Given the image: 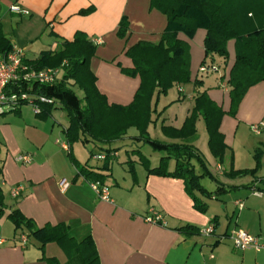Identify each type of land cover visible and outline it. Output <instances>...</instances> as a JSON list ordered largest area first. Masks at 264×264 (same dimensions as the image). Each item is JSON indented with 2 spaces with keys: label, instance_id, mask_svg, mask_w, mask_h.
Listing matches in <instances>:
<instances>
[{
  "label": "crops",
  "instance_id": "obj_1",
  "mask_svg": "<svg viewBox=\"0 0 264 264\" xmlns=\"http://www.w3.org/2000/svg\"><path fill=\"white\" fill-rule=\"evenodd\" d=\"M150 4L151 0H0V24L13 47L23 50L27 60L37 59L44 51H56L64 41H72L78 32L85 33L97 47L90 69L97 77L98 90L106 96L109 105L128 106L134 100L141 79L126 72L134 68L126 52L140 41L158 44L168 24L167 16L152 9ZM12 6H19L29 14H15L11 12ZM123 18L129 21L126 38L118 35ZM206 35L204 29H199L193 38L179 33V38L190 45L192 82L182 87L184 92L174 86L167 95L154 98L153 122L148 131L153 140L152 129L156 136L162 135L159 142L182 143L161 133L160 127L181 129L193 111L196 95L205 91L225 112L220 131L228 146L227 157L221 163L209 147L204 150L197 146L198 125L205 124L202 118L197 122V135L191 145L206 170L214 176V182L226 188L225 181L220 180L222 174L231 168L239 170L243 163L255 164V150L264 148V139L251 143L245 136L247 129L253 132L252 127L259 124H263L261 133H253L264 136V82L251 87L235 116L230 115L228 80L236 61L235 41L227 44V60L215 56V64L222 73L215 83H207L199 73L205 59ZM30 55H34L32 59L28 58ZM217 58L221 64L216 62ZM197 78L203 81L198 89L194 85ZM79 91L82 98L84 93ZM57 101L46 118L34 112L25 113L23 108L18 113L0 115V188L6 205L4 217H0V264H47L44 257L80 264L79 258L71 259L69 251L56 242L42 248L41 242L28 238V243L21 245L19 238L24 232H17L7 218L15 209L41 229L64 224L74 242L80 243L91 236L100 264H264V250H237L229 238L233 230L239 229L264 243V195L236 199L234 210L229 213L227 206L222 205V210L227 211L223 216L213 206V201H219L225 191L211 200L197 193L208 207L206 213H201L194 208L184 180L148 173L140 160L141 150L135 146L142 144L136 139L139 132H133L135 128L114 143L90 141L70 146L66 136L69 117ZM207 135L209 140L208 132ZM107 149L113 151V155L110 170L105 171L101 169L105 161L93 157ZM155 152L166 156L164 152ZM20 155H29L32 161L19 163L16 159ZM114 161L120 164V171L124 170L122 175L115 173ZM148 161L151 168H156L161 160L158 166ZM214 162L215 175L210 171ZM192 163L196 173L202 175L204 171L200 170L204 168L194 160ZM82 167L106 176L104 184L110 188L111 201L99 198L91 186L96 181L81 175ZM176 167L177 161L171 159L168 171L173 172ZM18 185L23 192L16 199L11 191ZM259 187L258 182H253L248 188L254 191ZM237 202L244 203L243 209ZM153 209L162 214L165 226L147 221ZM215 217L218 225L212 235L190 236L179 231L185 225H193L202 232L213 224Z\"/></svg>",
  "mask_w": 264,
  "mask_h": 264
},
{
  "label": "trees",
  "instance_id": "obj_2",
  "mask_svg": "<svg viewBox=\"0 0 264 264\" xmlns=\"http://www.w3.org/2000/svg\"><path fill=\"white\" fill-rule=\"evenodd\" d=\"M150 5L152 9L167 16L168 24L158 44L140 41L126 52L134 64V68L126 72L141 79L134 100L128 106L109 105L106 96L98 90L97 77L90 69V60L96 54L97 47L83 32H78L72 41L61 43L58 50L44 51L37 59L26 61L38 70L61 67L64 70L57 84L41 87L39 93L58 99L62 109L67 112L69 127L66 136L70 146L77 142L85 144L90 141L100 144L114 143L123 139L130 129L135 128L139 132L136 137L139 142L151 145L155 151L166 153L156 168H151L149 161L141 155L140 160L148 169V173L184 180L186 192L192 198L194 208L206 213L207 204L197 193L212 198L220 195L222 191L227 192L228 189L220 185L216 192H210L201 184L205 176L212 180L215 178L206 170L202 158L195 153L196 150L191 144L197 135V122L202 118L209 134V148L213 156L223 163L227 157L228 146L225 144L224 134L220 131V125L225 112L205 91L198 93L193 111L181 129L162 127L167 136L182 143L165 144L153 140L148 131L153 122V101L155 97L167 95L174 86L182 88L192 82L190 45L179 38V33L193 38L199 29H204L207 35L205 59L202 64L219 68L215 64V56L227 60V44L231 40L235 41L236 61L228 80L231 88L229 114L235 116L247 91L264 82V0H151ZM128 31L129 21L123 18L119 26V37L126 38ZM12 49L13 45L3 33L0 24V54H7ZM209 59L212 60L210 64ZM194 85L198 89L202 87L203 81L197 78ZM75 86L84 93L82 98L77 95ZM41 109L39 116L46 118V115L51 114L53 106L42 105ZM18 112L19 110L14 113ZM105 153L107 157L101 169L108 171L113 151L107 149ZM171 159L177 161L173 172L168 171ZM254 159L259 166L264 165V148L255 150ZM193 160L198 161L204 168L202 175L196 173ZM256 170L240 171L231 168L226 175L237 177L255 174ZM80 173L102 184L106 179L104 174L88 167H82ZM1 175L0 166V177ZM255 182L260 184L258 189L264 192V177ZM5 210V197L0 188V217H4ZM7 218L14 224L17 232L21 230L28 238L41 242L42 248L47 243L56 242L69 251L71 259L79 258L80 264H100L91 236L80 243L74 242L68 236V228L64 224L41 229L19 209L11 211ZM212 223L216 227L218 218L215 217ZM179 231L190 236L201 233L193 225H185ZM44 260L47 264H72L71 261L61 263L56 258L44 257Z\"/></svg>",
  "mask_w": 264,
  "mask_h": 264
},
{
  "label": "built area",
  "instance_id": "obj_3",
  "mask_svg": "<svg viewBox=\"0 0 264 264\" xmlns=\"http://www.w3.org/2000/svg\"><path fill=\"white\" fill-rule=\"evenodd\" d=\"M11 12L15 14H29L28 11L23 10L19 6H12ZM63 71L62 67L42 70L34 68L26 61L23 50L17 47H13L12 51L7 54H0V115L16 112L20 110L23 105H30L35 114L41 113L42 105L56 106L58 102L57 99L39 93V88L57 84ZM210 72L219 73L220 68L208 66L206 64H202L199 68V73L202 75L209 74ZM179 90L180 92H184L183 88ZM262 127L263 124L254 125L252 130L256 134H260ZM112 155L113 154H111V156ZM106 157L107 154L104 152L94 155L93 158L98 161H104ZM16 160L24 164H28L32 161L29 155H20ZM91 186L101 200L111 201L110 188L107 185L96 181L92 182ZM22 192L23 188L18 185L12 189L11 194L13 198L17 199L21 196ZM237 206L243 209L244 203L237 202ZM150 213L151 215L146 218L149 223L154 225H166L165 219L160 212L153 209ZM214 229L215 226L212 224L201 233L203 236H209L213 234ZM229 238H231L237 250H264V244L261 243L260 239L244 230H233ZM19 239L23 246L28 243V237L24 234L20 235ZM1 244L2 240H0V245Z\"/></svg>",
  "mask_w": 264,
  "mask_h": 264
},
{
  "label": "rangeland",
  "instance_id": "obj_4",
  "mask_svg": "<svg viewBox=\"0 0 264 264\" xmlns=\"http://www.w3.org/2000/svg\"><path fill=\"white\" fill-rule=\"evenodd\" d=\"M33 56L34 55H30V56H28V58L32 59ZM211 62H212V60L209 59L208 64H210ZM216 62H218V64H221L218 61V58H217ZM221 73H222V71H221ZM221 73L220 72L219 73H211L210 72L209 74L204 75L203 79H205L207 81V83H215L216 79L217 78L219 79ZM220 80H221V78H220ZM75 90L79 96L80 91L76 88H75ZM21 108L25 109L24 110L25 113L33 114V112H34L33 108L30 105H23ZM58 112H61V111L58 110ZM12 113H14V112H11L9 114H12ZM9 114H5V115H9ZM34 114H35V112H34ZM198 128H199V131H198V138H197V144H198L197 146L205 150L209 147V140H208L206 126L203 122H200L198 125ZM160 129L162 131L161 133H163L162 127H160ZM133 132H138V131L134 130ZM151 133H152L155 140H158V141L162 140V138H163L162 135L156 136L157 133L154 131V129L151 130ZM245 134H246L245 135L246 139L248 140V142H251V143H253L254 141L259 140V139H264L263 135L258 136L255 133L250 132L249 129L246 130ZM139 143H142V144L139 146H138V144H135L136 148L141 150L142 155L146 156L148 158V160L151 161L153 166H158L159 161L161 160V157L164 154H160V153L153 151L152 146L149 144L146 145V143H144V142H139ZM194 161H196V160H194ZM102 162H104V161H102ZM113 163H114L113 165H114L115 173H118V175H122L121 173H124V170L120 171V169H119L121 167L120 164H118L117 161H114ZM196 163L200 167V163L198 161H196ZM199 167L197 169H199ZM215 169H216V163L214 162V163H212V166L210 167V171L214 175H215V172H214ZM254 169H257L255 174H249V175L246 174V175L237 176V177H230L226 174L225 175L222 174L220 180H222L223 182L225 181V187L228 189V191L225 192V195L219 196V201H217V202L213 201V206L217 208L216 209L217 211H221L223 213V216H224V213H227V211L222 210V205L227 206V209H229L228 210V213H229V212H232L234 210L233 204H234L236 199L243 198V200H246V197H251L253 195H258V196L264 195V192H261L258 189H255L253 191L252 189L248 188L250 184L252 185V183L255 182V180L259 179L260 177L261 178L263 177L264 165L259 166L255 161V164L254 163L253 164L243 163V164H241V167L239 168L240 171H244V170L252 171ZM201 171H204V170L202 169V170H200V172ZM119 181L120 182L123 181V178L121 176H119ZM201 183L210 192H216L218 187L220 186V184L218 182H216V181L214 182V180H212L210 177H207V176L203 177ZM205 198L211 200V198H208V197H205ZM261 243L264 244L263 242H261Z\"/></svg>",
  "mask_w": 264,
  "mask_h": 264
}]
</instances>
